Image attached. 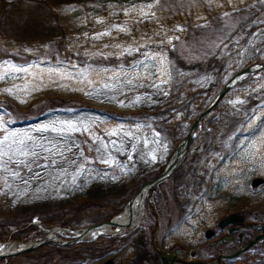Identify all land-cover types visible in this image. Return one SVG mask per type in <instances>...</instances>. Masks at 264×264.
Masks as SVG:
<instances>
[{
  "label": "rangeland",
  "instance_id": "obj_1",
  "mask_svg": "<svg viewBox=\"0 0 264 264\" xmlns=\"http://www.w3.org/2000/svg\"><path fill=\"white\" fill-rule=\"evenodd\" d=\"M26 1L0 0V236L31 228L8 240L15 244L53 223L83 228L122 212L229 76L264 58V0H33L51 2L55 18L11 23L8 38L6 17ZM256 178L264 179V69L205 117L183 165L160 186L159 201L186 215L174 214L178 230L166 246L185 243L207 257L222 216L259 220L264 181L252 186ZM124 233L55 258L41 251L27 264L161 263L140 236ZM236 264H264V243Z\"/></svg>",
  "mask_w": 264,
  "mask_h": 264
},
{
  "label": "trees",
  "instance_id": "obj_2",
  "mask_svg": "<svg viewBox=\"0 0 264 264\" xmlns=\"http://www.w3.org/2000/svg\"><path fill=\"white\" fill-rule=\"evenodd\" d=\"M75 1H80V0H64V1H61V0H58L57 4L56 5H59L60 3H63V2H75ZM165 1V0H163ZM14 6L12 7V11L9 12L8 14V19L6 17V20L5 21H8L7 23L5 22L4 23V29L6 30V35H8L9 37L8 38H11L10 35H11V29L12 28V24H18L19 23H23V22H26L27 24L31 25L32 24V19L35 18V20L38 22H40V25H44L45 23H47L49 20L55 18V8L53 6V4L49 1L47 2H43V1H26L25 3H21L20 4V7H19V4L16 3V4H13ZM170 8V6L167 4L166 6H162V5H159L156 9L158 10H166L167 8ZM170 11V10H169ZM36 26L38 27L37 23H36ZM3 29V30H4ZM0 30V33L1 35L3 36V32ZM19 41L20 39H15V41ZM259 61H264V58L259 60ZM23 236V235H22ZM19 237H21L19 235ZM18 238V237H17ZM97 242H93L91 244H89L90 246L92 245H96ZM99 245H104V242H100ZM54 248V247H52ZM56 249V248H54ZM45 250H48V255L49 254H53L55 255L56 252H62L61 249H57L56 251L54 250H49V248H40L36 251H33V252H29V253H26V254H22L16 258H13L11 259V261L5 263V264H23L25 263L26 259L25 258H30L33 259L35 257H32L34 256V254H38L39 252L41 251H45ZM46 254V253H45Z\"/></svg>",
  "mask_w": 264,
  "mask_h": 264
},
{
  "label": "water",
  "instance_id": "obj_3",
  "mask_svg": "<svg viewBox=\"0 0 264 264\" xmlns=\"http://www.w3.org/2000/svg\"><path fill=\"white\" fill-rule=\"evenodd\" d=\"M261 68H264V64H261V65H257V66H253V65H250V66H247L246 68L234 73L233 75L230 76V78L226 81V83L222 86L221 90L219 91L218 95L216 96V98L194 119L190 129H189V132L186 136V138L181 142L180 144V147L178 149V151L175 153V155L177 154L178 156H181L180 155V150H182V148H185V146L187 145V143L189 142L195 128L197 127V125L199 124L200 120L217 104V102L223 97V95L229 90V88L232 86V84L239 78L241 77L242 75L244 74H249V73H252L254 72L255 70H258V69H261ZM263 180L260 179V178H257L255 180H253L252 182V186H256L258 185L260 182H262ZM158 182V179H156L155 181L152 182V186L157 184ZM238 216L236 215H230L228 216L227 218L223 219L221 222H220V226H223L225 223H233L235 222L236 220H238ZM130 219V218H129ZM117 223L113 220H110L108 222H102V223H98L96 224L95 226L93 227H97V226H101V225H116ZM121 226V224H120ZM89 231V228H85V230L81 233V235L87 233ZM211 232L208 231L206 233L207 236H210ZM78 239V238H77ZM254 242L251 241L250 244H252ZM41 243H45L43 240H41L40 242H32L30 244H28V246H26L24 249H22L21 251H26V250H30V249H33L34 247H36L37 245H40ZM247 248V247H246ZM245 248V249H246ZM161 256H162V260H163V263L164 264H168V253H161ZM170 263L173 259L172 256H170ZM105 264H113L111 260H107L105 262Z\"/></svg>",
  "mask_w": 264,
  "mask_h": 264
},
{
  "label": "bare ground",
  "instance_id": "obj_4",
  "mask_svg": "<svg viewBox=\"0 0 264 264\" xmlns=\"http://www.w3.org/2000/svg\"><path fill=\"white\" fill-rule=\"evenodd\" d=\"M125 215L124 214H120L116 217L115 221L118 222L117 224H119L120 222L123 221ZM61 232V231H60ZM68 232V231H67ZM107 232H110V233H117L118 230H114L112 231L110 229V227L106 226H101V227H98V228H93L91 230H89L88 233H86L84 236H83V239H89V238H93L95 237L98 233H107ZM14 244H11V245H8V246H5L3 247L2 249L0 250H6V249H11V247H13Z\"/></svg>",
  "mask_w": 264,
  "mask_h": 264
},
{
  "label": "flooded vegetation",
  "instance_id": "obj_5",
  "mask_svg": "<svg viewBox=\"0 0 264 264\" xmlns=\"http://www.w3.org/2000/svg\"><path fill=\"white\" fill-rule=\"evenodd\" d=\"M180 206H177V209H176V217H178V218H180V217H183V218H185V214L182 212L181 213V211H180ZM169 217L171 218V217H173V215L172 214H169ZM218 222V221H217ZM216 227H217V223H216ZM217 234H219V236H218V239L216 240V243H217V245H220L221 246V249L223 248L222 247V244L224 243V239H225V237H227V235H228V228L226 227V228H224V229H221V230H219L218 229V233ZM228 243H226V245H227ZM215 249V247H214V245L212 246V250H214ZM190 254H193L191 251H190ZM202 258L203 259H206V260H209L210 259V253L208 252V256L207 257H203L202 256Z\"/></svg>",
  "mask_w": 264,
  "mask_h": 264
},
{
  "label": "snow or ice",
  "instance_id": "obj_6",
  "mask_svg": "<svg viewBox=\"0 0 264 264\" xmlns=\"http://www.w3.org/2000/svg\"><path fill=\"white\" fill-rule=\"evenodd\" d=\"M149 7H151V5H149ZM104 34H106V33H104ZM98 35H103V34H98ZM14 68H15V66H13ZM17 70H24V69H17ZM7 91H10V90H7ZM5 139H7V137H5ZM0 143H2V142H0ZM22 162V161H21ZM107 162V161H106Z\"/></svg>",
  "mask_w": 264,
  "mask_h": 264
}]
</instances>
